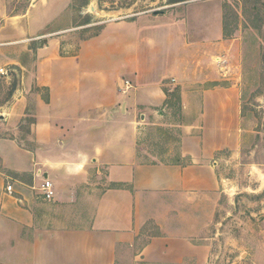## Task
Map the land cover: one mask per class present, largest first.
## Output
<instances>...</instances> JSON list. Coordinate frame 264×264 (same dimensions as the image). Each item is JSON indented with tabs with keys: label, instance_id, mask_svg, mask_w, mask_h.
<instances>
[{
	"label": "crops",
	"instance_id": "0c3cea01",
	"mask_svg": "<svg viewBox=\"0 0 264 264\" xmlns=\"http://www.w3.org/2000/svg\"><path fill=\"white\" fill-rule=\"evenodd\" d=\"M72 5L73 0H0V51L37 48L35 73L20 57L4 64L18 65L31 84L16 92L13 136L0 139V264H118L147 221L161 224L164 204L150 199L214 194L222 154L240 150L237 85H216L212 75L219 71L214 60L213 67L207 64L229 47L220 24L216 29L175 12L128 18L107 23L76 51L63 52L62 19ZM124 77L132 84L127 94L119 91ZM169 78L176 86L164 85ZM28 107L36 113L26 146L19 124ZM155 127L170 129L177 140L159 160L141 161L139 154H153L141 141ZM102 172L104 184H89L90 218L42 223L45 179L54 184V203L64 204L91 174ZM138 254L142 261L180 264L199 249L162 234Z\"/></svg>",
	"mask_w": 264,
	"mask_h": 264
},
{
	"label": "rangeland",
	"instance_id": "374dc122",
	"mask_svg": "<svg viewBox=\"0 0 264 264\" xmlns=\"http://www.w3.org/2000/svg\"><path fill=\"white\" fill-rule=\"evenodd\" d=\"M174 12L196 23L222 27L221 40L229 47L225 45L206 63L213 67L214 57L222 55L231 60V78L217 72L212 77L216 76L219 83L215 84L219 86L237 85L242 112L240 150L222 154L217 168L220 187L214 194H201L196 200L169 196L150 199L151 204H164L160 207L161 224L147 221L135 247H127L118 264H168L142 261L138 254L151 237L162 234L181 237L198 247L197 257H185L180 264H264V0H73L69 14L62 19V26L67 28L61 35L65 40L63 52L76 51L83 39L97 35L112 21ZM30 48L33 52L24 49L22 54L13 47L0 51V139L13 136L10 120L16 92L31 84L29 78H23L18 65L4 64L8 58L20 57L34 72L37 48ZM173 80L167 79L164 85L176 86ZM125 81L131 80L124 77L119 85ZM172 102L175 120H180L179 101L175 97ZM35 113L28 107L19 124V137L26 146L30 145ZM172 134L164 127L149 129L141 145L153 154H139L140 160L151 162L164 157L160 153L169 142L177 140ZM94 182L104 184L105 173L91 174L85 188L64 204L43 201L42 223L45 218L51 225L64 224L76 215L90 218L93 192L88 189ZM104 189L102 186L101 191Z\"/></svg>",
	"mask_w": 264,
	"mask_h": 264
},
{
	"label": "built area",
	"instance_id": "2783aa9c",
	"mask_svg": "<svg viewBox=\"0 0 264 264\" xmlns=\"http://www.w3.org/2000/svg\"><path fill=\"white\" fill-rule=\"evenodd\" d=\"M214 64L217 67L219 74L224 78H231L233 74V66L231 60L226 55L217 56L214 58ZM3 71H1L2 73ZM176 82V80H173ZM132 88L130 81H125L124 85L120 88L121 92L127 94ZM9 193H12V186L7 188ZM40 193L42 198L45 201L51 202L54 201L57 197V192L55 190L54 184L52 181L45 179L40 187Z\"/></svg>",
	"mask_w": 264,
	"mask_h": 264
}]
</instances>
